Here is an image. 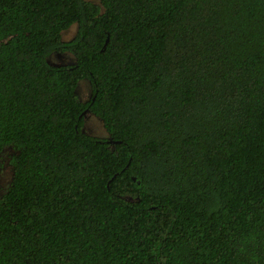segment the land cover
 Segmentation results:
<instances>
[{"label":"trees","instance_id":"1","mask_svg":"<svg viewBox=\"0 0 264 264\" xmlns=\"http://www.w3.org/2000/svg\"><path fill=\"white\" fill-rule=\"evenodd\" d=\"M7 148L0 264H264V0H0Z\"/></svg>","mask_w":264,"mask_h":264},{"label":"rangeland","instance_id":"2","mask_svg":"<svg viewBox=\"0 0 264 264\" xmlns=\"http://www.w3.org/2000/svg\"><path fill=\"white\" fill-rule=\"evenodd\" d=\"M90 1L97 2V0ZM76 31L77 24L74 23L62 33L63 39H71L76 34ZM48 59L52 64H72L75 61L74 56L70 53H53ZM77 93L79 99H81L83 102L88 101L93 93L91 81L89 79L80 80L77 86ZM83 131L87 134L100 138H105L108 136L101 118L91 112H87L84 115ZM12 152L13 150L11 148H7L5 151L0 153V195L5 191L12 178V166L10 163Z\"/></svg>","mask_w":264,"mask_h":264},{"label":"water","instance_id":"3","mask_svg":"<svg viewBox=\"0 0 264 264\" xmlns=\"http://www.w3.org/2000/svg\"><path fill=\"white\" fill-rule=\"evenodd\" d=\"M87 112H88V109H86V110L82 113V116L85 115ZM109 142H113V141L110 140Z\"/></svg>","mask_w":264,"mask_h":264},{"label":"flooded vegetation","instance_id":"4","mask_svg":"<svg viewBox=\"0 0 264 264\" xmlns=\"http://www.w3.org/2000/svg\"><path fill=\"white\" fill-rule=\"evenodd\" d=\"M2 196V194L0 195V197Z\"/></svg>","mask_w":264,"mask_h":264}]
</instances>
